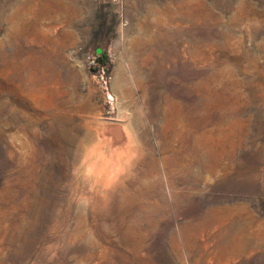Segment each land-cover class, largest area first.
I'll use <instances>...</instances> for the list:
<instances>
[{"label": "rangeland", "instance_id": "374dc122", "mask_svg": "<svg viewBox=\"0 0 264 264\" xmlns=\"http://www.w3.org/2000/svg\"><path fill=\"white\" fill-rule=\"evenodd\" d=\"M0 264H264V0H0Z\"/></svg>", "mask_w": 264, "mask_h": 264}, {"label": "bare ground", "instance_id": "6f19581e", "mask_svg": "<svg viewBox=\"0 0 264 264\" xmlns=\"http://www.w3.org/2000/svg\"><path fill=\"white\" fill-rule=\"evenodd\" d=\"M211 84H212V81L209 80L206 83V85H205L206 88H209L211 86ZM211 89H212L211 87L208 89V91H209V103L208 104H209V107L212 110H219L220 111L219 112L220 116H219V118H218V120L216 122L217 123V129L220 132L224 133L225 129H224L223 126H224V124H225V122L227 120V116H226V113H225V108L222 105L218 104V103H217V105H218L219 108H217V109L215 108V104L216 103H215V100H213L211 98V91H212ZM221 162H220V164H221ZM258 244L259 243H258L257 238H254L251 241H246V239L244 237H242V235H240L238 238H236L234 240V249H237L238 251H245L248 248H251L253 250L254 248H256L258 246Z\"/></svg>", "mask_w": 264, "mask_h": 264}, {"label": "built area", "instance_id": "2783aa9c", "mask_svg": "<svg viewBox=\"0 0 264 264\" xmlns=\"http://www.w3.org/2000/svg\"><path fill=\"white\" fill-rule=\"evenodd\" d=\"M85 62L89 68H96L97 66H99V54L94 53V52L85 53ZM100 77H101L104 85L106 86L108 84L110 78L106 75L104 68L101 69V76Z\"/></svg>", "mask_w": 264, "mask_h": 264}, {"label": "trees", "instance_id": "16d2710c", "mask_svg": "<svg viewBox=\"0 0 264 264\" xmlns=\"http://www.w3.org/2000/svg\"><path fill=\"white\" fill-rule=\"evenodd\" d=\"M99 58H100V61H105L106 60V58H107V55H106V53L104 52V53H102V54H99Z\"/></svg>", "mask_w": 264, "mask_h": 264}, {"label": "water", "instance_id": "95a60500", "mask_svg": "<svg viewBox=\"0 0 264 264\" xmlns=\"http://www.w3.org/2000/svg\"><path fill=\"white\" fill-rule=\"evenodd\" d=\"M102 52H103V48L102 47H97L96 48V53L97 54H102Z\"/></svg>", "mask_w": 264, "mask_h": 264}]
</instances>
